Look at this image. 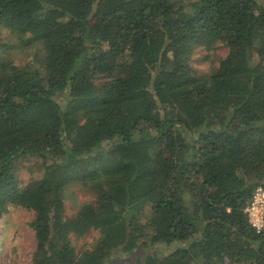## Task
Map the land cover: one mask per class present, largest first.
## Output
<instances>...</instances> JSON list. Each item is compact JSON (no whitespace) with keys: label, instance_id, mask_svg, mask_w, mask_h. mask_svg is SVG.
I'll return each instance as SVG.
<instances>
[{"label":"trees","instance_id":"obj_1","mask_svg":"<svg viewBox=\"0 0 264 264\" xmlns=\"http://www.w3.org/2000/svg\"><path fill=\"white\" fill-rule=\"evenodd\" d=\"M1 28L40 56L0 42V217L32 212V264H264V0H0ZM198 43L228 52L201 71Z\"/></svg>","mask_w":264,"mask_h":264},{"label":"rangeland","instance_id":"obj_2","mask_svg":"<svg viewBox=\"0 0 264 264\" xmlns=\"http://www.w3.org/2000/svg\"><path fill=\"white\" fill-rule=\"evenodd\" d=\"M0 42L2 48L9 53L17 65L35 63L39 54L34 56V48L21 45L6 28L0 29ZM228 49L223 45H217L210 49L207 44L198 43L191 60V65L198 70L205 71L211 63H215L219 57L227 54ZM36 64V63H35ZM33 161H26L24 164L32 165ZM32 175L29 169L22 168L19 177L27 181ZM34 175L38 172L34 170ZM93 194L80 185L68 186L64 193V206L66 215H73L79 206L93 200ZM32 212L22 207L9 206L8 210L0 217V264H32V255L36 247L34 233L28 223L32 219ZM71 241L77 250L82 248H93L97 245L99 234L96 230H90L83 236L72 234ZM165 252V248L157 246L154 250ZM153 249H151L152 251ZM145 255L141 249L135 250L130 255L121 253L115 254L110 264H136L137 258Z\"/></svg>","mask_w":264,"mask_h":264},{"label":"built area","instance_id":"obj_3","mask_svg":"<svg viewBox=\"0 0 264 264\" xmlns=\"http://www.w3.org/2000/svg\"><path fill=\"white\" fill-rule=\"evenodd\" d=\"M250 227L255 233L264 232V188H255L252 197L244 207Z\"/></svg>","mask_w":264,"mask_h":264}]
</instances>
